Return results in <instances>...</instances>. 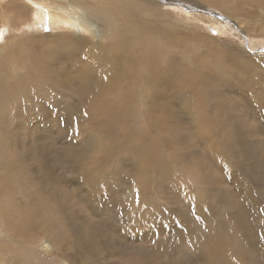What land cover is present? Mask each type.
<instances>
[{"label":"rangeland","instance_id":"374dc122","mask_svg":"<svg viewBox=\"0 0 264 264\" xmlns=\"http://www.w3.org/2000/svg\"><path fill=\"white\" fill-rule=\"evenodd\" d=\"M18 1L0 0V264H264V43L242 30L264 36L262 0L221 4L244 24L212 0L202 9L168 0L167 15L122 22L115 53L139 41L167 81L146 93L139 70L113 85L91 74L75 81L63 49L26 40L90 35L62 17L49 25L30 9L26 18ZM228 41L242 46L230 45L236 62ZM35 60L45 79L63 84L31 78Z\"/></svg>","mask_w":264,"mask_h":264},{"label":"bare ground","instance_id":"6f19581e","mask_svg":"<svg viewBox=\"0 0 264 264\" xmlns=\"http://www.w3.org/2000/svg\"><path fill=\"white\" fill-rule=\"evenodd\" d=\"M166 1L168 0H19L18 1L19 5L16 4L17 5L16 9L18 12L26 11L27 12L26 18L27 16L31 18V16L34 15L35 17L33 18L41 19L42 21H44L45 23L49 25L57 23L58 18L62 17V19L65 20V22H62V24L65 26H69L67 29L74 28L76 32L77 30L78 31L81 30V31L87 32L90 35V36H84V35L75 33V34H70L67 36L59 37L58 34L49 32L45 34L39 33L40 35L37 34V36H33V38H28L26 40V42L34 44V47L36 48L44 46V45H49V46H54L57 50L58 49L60 50V48L63 49V52L61 53L62 56L64 57L63 65L69 66V70H72L71 74L75 81L79 82L82 80V78L85 75L91 74L90 80L94 78V81L95 80L102 81V82L110 81V84L113 85L115 84L113 80L115 79V76L117 74H118V79H117V82H118L119 79L121 78V75H124V72L126 74L131 72L133 73V75H135V73L139 70V78H140V81L143 83L144 93H146L151 88V86L156 87L158 85V87L165 88L166 86L165 83L167 81L163 82L164 79L161 76V73H159L157 65L153 66V62L155 60L150 57H147L148 59H146V57L143 56L144 53L141 52V49L144 47V45H141L139 41H136L133 47V50H130L129 48H122L118 53H115V48L118 43L116 41V33H118V31L122 29V22L143 25L141 22V16H139L141 14L140 12H143V13L147 12L150 14H153V13L155 14V12L158 11L159 14L161 15H167L171 11L164 9L165 8L164 6H167ZM186 1H193L194 3H198L197 4L198 9H202L199 7H205L208 5V3H205L204 0L203 2L199 0H186ZM229 1L231 2V0H212L211 6L215 5L214 8L216 7L222 10L223 12H225L227 16L236 18V20L238 19L241 24H244L245 16H239V17L234 16V13H233L234 8L233 9L230 8L229 10V9H224L221 6V4L225 6L226 8L231 6L232 4H230ZM172 2L177 4L178 1L174 0ZM260 5H263L264 7V0L261 1ZM14 9H15V6H14ZM30 9L32 10L31 16H30ZM134 14L136 15V17ZM191 23H186L184 27L186 28L190 27V29L191 28L196 29V27ZM240 26L242 27V25ZM240 26L238 27L240 28ZM176 29L178 30L182 29V26H178V28ZM242 30H244V32L246 31L247 33L251 34V36L257 37V39L255 38L256 39L255 41H257L258 43L259 42L264 43V39H263L264 36L260 34L251 33L250 31L251 29H249L248 26L243 27ZM153 34L155 35L156 32ZM174 35L175 37H179V35L175 34V32H174ZM107 40L110 41L109 43L110 45L108 47H106ZM208 40H209V45L217 49L223 46L222 44L223 42L220 41L219 39L208 38ZM224 43H225L224 45L228 47L227 52L230 58L233 60V62H236L235 61L236 56L233 53L234 51H232V49L230 48V45H232V47L237 49L240 53H243L241 44L239 42L232 43L230 41L224 42ZM205 44L207 43L205 42ZM97 54L101 55V57L98 58L99 60L103 59V60H100V63H98L99 66L97 65V62L99 60L95 61ZM93 55H94V62L92 61ZM244 57L248 60H251V59L257 60V59L262 58L261 55H253V54H246ZM79 58L89 59L92 65L89 67V64L86 62H80V61L77 62L76 60H78ZM222 58L226 59L227 56H224ZM145 59L147 60V62L145 61ZM37 62L38 61L36 60L33 61V65L31 67L29 66L30 68H28V70H30L31 78L37 77L44 84H48L49 86H52V87L55 85L59 86L63 84V81L60 79H59L60 81L58 84L54 81V79H49V78L45 79L44 72L41 70V68H35L36 67L35 65ZM47 62L48 61H45V63ZM39 65L38 67H40ZM35 72H37L38 74ZM105 77H107V79H105ZM125 78H127V76ZM246 80L248 82L249 80L260 82L259 78L256 76H247ZM246 86L247 85H245V87ZM94 87H96L95 84H94ZM53 89L55 90L57 88L53 87ZM41 91H42L43 96L47 99L49 97L48 95L50 94V93L48 94V90L46 91L44 90V88H42ZM134 92L135 90L132 89L131 94ZM59 94L61 93L59 92ZM119 96H121L122 99H125V96H122L121 93H119ZM62 97L64 96L62 95ZM106 97L107 95H103L100 97L101 101L105 105V108H106L105 110L109 113L116 112L115 109L112 107L113 99L109 97L106 98ZM50 99H52V97ZM36 102L43 105L42 100L38 97L36 99ZM148 102L153 104L154 97L150 96L148 98ZM207 120L209 119L207 118ZM207 126L212 129L213 128L216 129L215 125L211 126L209 122L207 123ZM260 230H261V227H260ZM235 241L239 249L243 251V248L245 247V244H246L245 240L241 236H237L235 238ZM253 246L255 247V245ZM249 249L251 251V248ZM4 262L5 261H3L2 264H5Z\"/></svg>","mask_w":264,"mask_h":264},{"label":"snow or ice","instance_id":"6c2138e0","mask_svg":"<svg viewBox=\"0 0 264 264\" xmlns=\"http://www.w3.org/2000/svg\"><path fill=\"white\" fill-rule=\"evenodd\" d=\"M47 30V29H46ZM215 34V33H214ZM105 79H107V77H105ZM87 115V113L85 112V116ZM71 135H79V131L78 129L74 130L72 133H70ZM137 205H139V194L137 193ZM145 208H147V205H144Z\"/></svg>","mask_w":264,"mask_h":264}]
</instances>
